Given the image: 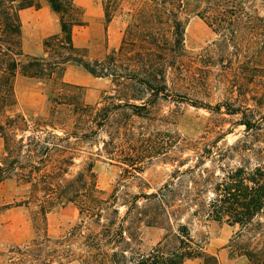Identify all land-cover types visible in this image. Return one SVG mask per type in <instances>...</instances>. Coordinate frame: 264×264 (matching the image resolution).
I'll list each match as a JSON object with an SVG mask.
<instances>
[{"label":"trees","instance_id":"trees-1","mask_svg":"<svg viewBox=\"0 0 264 264\" xmlns=\"http://www.w3.org/2000/svg\"><path fill=\"white\" fill-rule=\"evenodd\" d=\"M42 2L57 15L59 31L43 39L40 54L27 55L20 11ZM101 6L105 23L116 10L127 7L126 26L116 51L90 60L73 40L74 28L84 23L74 0H0V182L12 179L27 186L28 196L22 203H33L31 221L37 233L31 246L18 251L40 264L52 259L58 263L75 259L79 264H184L196 258L203 264H221L216 254L207 251V240L195 241L189 227L179 222L185 205L200 203L207 219L235 229L228 245L233 252L251 264H264V147L253 149L257 162L252 167L241 165L201 183L197 187L201 192L214 183V196L206 203L177 197L182 181L174 180L194 173L192 168L175 169L171 179L155 191L125 196L98 188L92 161L85 160L81 168L72 170L81 143L93 142L116 110L145 109L150 100L168 95L167 73L184 74L191 61L183 43L191 15L219 32L225 48L235 53L238 65L225 80L228 86L235 87L243 99H248L247 94L254 101L264 99V69L256 68L264 53V0H101ZM73 64L94 77L109 79L114 93L90 105L81 95L70 96L54 87L47 92L50 104L45 115L28 119L15 111L17 74L64 87L68 85L64 71ZM187 74L195 76L194 71ZM226 109L233 114L240 111V124L247 130L259 129L260 123L245 110L229 105ZM123 127L101 139L102 150L110 159L123 155L117 161L137 177L131 170L137 169L139 157L122 154L120 148ZM67 203L77 208L78 220L66 234L52 238L46 232V214ZM172 219L178 221L176 229ZM141 226H162L167 233L143 252Z\"/></svg>","mask_w":264,"mask_h":264},{"label":"rangeland","instance_id":"rangeland-1","mask_svg":"<svg viewBox=\"0 0 264 264\" xmlns=\"http://www.w3.org/2000/svg\"><path fill=\"white\" fill-rule=\"evenodd\" d=\"M74 1L81 8L84 20L82 25L74 28L75 45L84 48V54L90 60L101 59L116 51L126 26L128 8L124 6L116 10L111 20L105 23L101 0ZM20 20L23 51L27 55L40 54L43 39L59 31L57 15L45 2L21 10ZM183 38L192 62L186 64L184 74L167 73L168 95L160 94L150 100L145 109L116 110L111 122L99 130L96 139L84 141L79 147L80 155L72 170L81 168L85 160L92 161L98 188L109 194L114 191L125 196L155 191L171 179L175 169L192 168L194 173H183L179 180H174L182 181L177 197L197 198L206 203L214 196L211 191L214 183L208 191L202 192L197 190L201 183L210 176L221 177L223 172L241 165L252 167L257 162L253 149L264 147V99L254 101L250 94H247L248 99H243L235 87L228 86L225 80L235 72L238 59L231 47L225 48L219 32L204 20L189 16ZM256 68L264 69V53ZM186 71H194L195 76H189ZM63 81L68 85L54 86L17 74L13 83L15 111L28 119L45 115L50 104L47 92L54 87L70 96L81 95L90 105L99 103L102 96L114 93L109 79L94 77L74 64L66 67ZM135 103L139 104L138 101ZM226 104L230 108L245 110L248 117H254L260 123L259 129L247 130L240 124L241 112L228 113ZM120 126H124L118 136L122 154L133 153L139 157L137 169L131 170L137 177L127 171L129 167L125 163L117 161L122 160L123 155L110 159L102 150L101 139ZM2 155L0 137V159ZM27 196L26 185L16 184L12 179L0 182V264H40V261L18 251V248L31 246V240L37 236L31 221V209L35 207L33 203L28 206L22 203ZM185 206L179 222L189 227L195 241L206 239L207 251L216 254L221 264H251L228 246L235 230L233 227L207 219L200 203ZM195 210L198 213L193 215ZM77 220L75 205L56 206L46 214L47 235L52 238L63 236ZM171 222L176 229L178 221L172 219ZM166 233L162 226H141V250L149 251ZM47 264L79 263L75 259L61 263L52 259ZM184 264L203 262L196 258L188 259Z\"/></svg>","mask_w":264,"mask_h":264}]
</instances>
